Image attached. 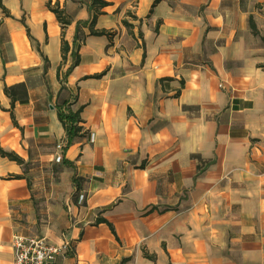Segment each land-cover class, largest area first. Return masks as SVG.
Wrapping results in <instances>:
<instances>
[{
  "label": "crops",
  "instance_id": "1",
  "mask_svg": "<svg viewBox=\"0 0 264 264\" xmlns=\"http://www.w3.org/2000/svg\"><path fill=\"white\" fill-rule=\"evenodd\" d=\"M47 1L0 0V264L14 234L69 241L55 264H264V0H106L103 35Z\"/></svg>",
  "mask_w": 264,
  "mask_h": 264
},
{
  "label": "trees",
  "instance_id": "2",
  "mask_svg": "<svg viewBox=\"0 0 264 264\" xmlns=\"http://www.w3.org/2000/svg\"><path fill=\"white\" fill-rule=\"evenodd\" d=\"M107 3L108 2L106 0H90V4L88 6L90 12H92V19L89 22L90 34H92V35H103V34L107 33L105 30H96L93 28L96 16L101 13V9L105 5H107ZM47 7L49 8V10H51L55 14V16H56V18H57L58 22L60 23L61 28L63 30V28L70 23V18L66 15L64 9L59 6L58 1H56L54 4H51V0L47 1ZM79 26L80 25L78 23L76 26V34H75L74 44L78 40ZM82 41H84V37L82 38ZM69 51H70L69 43L65 39H62L61 53H62V60L64 62L66 60V56H67V53ZM71 54H72L73 59H72V63L70 64V66L67 68L66 74H68L72 70V68L75 65H77L80 61V57H79L77 50L71 51ZM4 90L7 91L6 87L4 88ZM57 115H58V119L60 120V122L62 123V125L66 131V134L68 137V144H69L72 142L74 137L77 136L81 132V127L78 125V122L80 121L79 111L72 112L70 110L65 111L62 108H58L57 109ZM11 116L13 119V113H11ZM13 122H14V124H16L15 121H13ZM0 155L3 157H7L9 160L15 161L20 165L24 164L23 159L21 157H19L16 153H14L12 151H6L2 147H0ZM10 177L11 178H21L23 176L18 175V174H14V175H11ZM101 221L107 222L105 219H101ZM107 224L110 226L111 230L113 231L112 225L108 222H107ZM126 261H127V259H123L120 264H125Z\"/></svg>",
  "mask_w": 264,
  "mask_h": 264
},
{
  "label": "built area",
  "instance_id": "3",
  "mask_svg": "<svg viewBox=\"0 0 264 264\" xmlns=\"http://www.w3.org/2000/svg\"><path fill=\"white\" fill-rule=\"evenodd\" d=\"M91 139H93L91 137ZM60 151L56 161L62 160V144L57 145ZM85 195H79V201L82 202ZM13 260L11 264H55L56 261L66 256L72 251V245L69 241L63 240L61 243L47 241L43 237H30L22 234H14L12 237Z\"/></svg>",
  "mask_w": 264,
  "mask_h": 264
}]
</instances>
